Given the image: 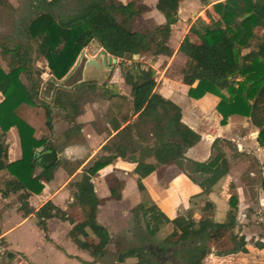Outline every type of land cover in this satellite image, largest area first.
<instances>
[{
  "label": "trees",
  "instance_id": "16d2710c",
  "mask_svg": "<svg viewBox=\"0 0 264 264\" xmlns=\"http://www.w3.org/2000/svg\"><path fill=\"white\" fill-rule=\"evenodd\" d=\"M181 1L157 0L155 9L163 16L164 23L142 31L136 27L148 7L135 0H29L27 17L17 24L16 30L19 38H25L27 42L18 41L8 46L0 41V52L6 56L9 68L5 73L0 67L3 96L0 101V171L6 170L13 178L2 194L22 192L20 197L25 200L42 192V181L53 179L60 160L52 144L45 138H36L34 129L16 113V109L21 105L41 108L48 131L52 130L56 115L79 129L75 124L81 114V96L78 94L93 92L95 87V83H79L81 78L73 79L74 75L80 74L73 66L81 51L95 42L107 54L130 62L129 66L122 67V77L131 97L129 116L134 119L129 121V116L124 117L123 123H128L120 129L121 123L114 117L109 118L112 129L118 132L109 144L101 147L104 154L83 169L79 181L71 184L75 189L74 203L80 207L84 220L74 224L64 211L47 201L34 212L38 226L45 234L47 220L57 218L73 224L69 236L79 248L88 249L87 242L80 237H92L97 240L95 253L105 249L110 237L96 220L98 206L103 200L97 197L91 180L116 158L136 164L134 174L141 192L144 190L141 180L159 165L176 166L205 195L227 175L229 164L218 147L219 140L212 144L216 154L210 161L198 163L185 157L186 150L197 144L200 136L181 121V109L176 104L155 92V70L151 66L144 68L133 59L134 55H149L153 63L157 56L171 55L168 40L171 26L178 20ZM211 8L218 19L208 15L209 23H206L197 18L189 27V33L198 43L184 36L178 46V51L187 59L183 73H198L196 86L189 88L187 95L195 100L205 94L218 97L216 111L221 116V125H225L230 116L250 117L258 128L256 141L264 149V0H224L212 4ZM32 41L36 43V57L46 62L50 75L46 82L40 77L42 70L35 69L32 64ZM21 75H25L27 85L22 82ZM69 94L73 96L69 98ZM11 128L17 131L21 158L9 163L5 135ZM224 144L229 145V142L224 141ZM147 158H153L155 163L145 162ZM36 168H40L38 178L33 177ZM262 168L260 188L264 195V162ZM118 188V183L109 187L110 198L120 199ZM26 204L24 202L21 207L24 214H29L32 211ZM209 204L206 202L205 206ZM229 205L234 210L229 212L224 227L232 230L236 225V196L229 198ZM136 209L141 210L145 229L150 235L170 222L154 205ZM172 223L174 232L163 240V244L174 246L178 243L181 246V264H202L208 254L202 240L222 226L182 215L174 218ZM256 244L259 248L264 246ZM245 245L244 238L235 233L231 249L221 253H246ZM5 254L9 259L13 258L12 253L6 251ZM133 257L138 258L139 264H154L143 249L122 252L117 260L122 262Z\"/></svg>",
  "mask_w": 264,
  "mask_h": 264
},
{
  "label": "crops",
  "instance_id": "0c3cea01",
  "mask_svg": "<svg viewBox=\"0 0 264 264\" xmlns=\"http://www.w3.org/2000/svg\"><path fill=\"white\" fill-rule=\"evenodd\" d=\"M10 1L0 0V5L9 4ZM221 1L224 0L205 1V4L200 5V15L205 13L214 19H218L219 17L213 12L211 6ZM185 2L187 1L182 0L180 2L178 20L171 26V34L168 40V46L172 51L171 55L157 56L155 62H153L155 66L152 64L148 66H151L155 70V75L158 76V78H155V92L164 99L176 104L181 109V121L200 136L199 142L186 150L185 157L194 162L206 163L215 156L212 144L215 140H219L218 147L221 148L226 156L229 171L225 177L211 188L209 194L205 195L201 194L202 190L200 187L176 166L171 164L159 165L156 166L154 172L141 180L144 188L141 192L137 188V176L134 174L136 164L122 158H116L111 164L101 169L97 176L91 180L97 197L103 200V203L98 206L96 220L97 218L101 220V223L98 220L97 223L109 231L111 239L110 230L107 227L110 220L112 219L111 221L113 222L116 218L125 216L127 210H130L133 206H143L145 208L143 198L146 197L150 205H154L169 219L170 222L164 224L165 228L173 227V231L169 235L174 232L172 223L174 218L180 215L190 216L196 220L203 219L222 226L208 239L202 240L203 247L206 241L211 245L210 249H207L208 256L206 255L203 258L202 264H264V246L259 248L256 243L251 242V239L255 236L254 242L258 241L264 244V238L258 237L255 232L260 230L259 225H254L253 223L256 220L255 215H257V220L262 222L260 217H262L261 212L264 213V195L258 186L256 189L254 188L255 193H251L254 197L250 196V189L243 182V177L241 178L243 173L240 170V165H238L243 152L251 154L257 171L249 172L248 174L250 176H259V178L263 177L264 149L256 141L258 128L254 126L250 117H242L243 122L234 124L232 122L233 118L240 116H230L227 123L221 125V116L216 111L219 99L214 95L205 94L197 100L189 98L187 92L189 88L196 86L198 73L181 74V76H176L175 78L163 76L173 62L177 60L187 61L186 57L178 51L179 43L184 36H188L191 42L198 43L197 38L189 33V27L198 17L197 15H192L199 4L192 3V6L188 4L186 6ZM9 5L12 6L11 4ZM189 18H191V21L188 22ZM163 23L164 19H161L158 25ZM256 31L260 34L262 33L260 29ZM164 61L166 65L162 70L160 69V63ZM114 66L109 79L111 77L114 78L116 71L119 70L118 66ZM0 67L3 72H9L1 52ZM113 82L111 84L112 86H117L118 96L115 95L108 101V104L112 102V108L107 112L108 122L104 126L101 127L95 124L96 117L93 112L88 110L82 111L80 116L75 119V124L79 125V129L73 127V124L68 125V127L61 125L60 135L63 134L65 140L63 150L57 154L58 157L61 156V159L57 157L61 165L55 170L53 179L50 182L42 181L44 188L40 194H32L26 200L20 197L22 192L2 194L10 186L13 178L6 170L0 171V246L4 252L7 251L13 254L14 261L18 262L20 259L24 264H101L98 259L104 250L95 253L97 251V240L92 237H80L82 241L87 242L88 249L79 248L69 236L73 224L68 221H61L57 218L47 220V234L39 228L37 221V227L34 228L42 233L39 237L40 240H37V238L35 240L33 235L29 236V232L21 227L29 223L32 218L36 219L34 212L47 201H51L56 207L64 211L74 224L84 220L80 207L74 203L73 192H75V189L71 184L79 181L83 169L87 168L95 158L104 154L101 151V147L109 144L118 132L112 129L110 124L112 120L110 121L109 118L114 117L118 120L121 123L120 129L128 123H123V119H120V103H115L116 100L120 99L118 97H123L126 98L124 101L129 103L131 107L130 92L125 95L121 91L123 86L127 87L123 82L122 71L121 73L119 72V77ZM183 96L189 98L191 100L190 103L183 101ZM2 99L3 96L0 92V101ZM182 101L188 104L186 109L182 107ZM33 108L35 109L25 112L29 118L38 116L36 111L40 108ZM18 115L27 124L32 125L19 113ZM129 119L131 121L134 117L131 116ZM42 121L44 128H40L38 133L33 128L34 135L36 138H45L53 143L54 139L58 138L54 133L55 127L51 131L46 129L44 113ZM69 129L74 130L75 138L71 137L73 132H68L67 130ZM224 141L229 142L235 149L233 157H230L227 153L229 146L224 144ZM5 144L7 145V162L11 163L19 160L21 158V148L15 128H11L6 133ZM145 162L155 163L153 158H147ZM39 172L40 168H36L33 177L38 178ZM116 183L119 185V200L110 198L109 187ZM232 195L237 197L235 233L244 238L247 252L222 254L221 252L232 247L231 231L234 228L229 230L224 227L227 223L229 212L234 210L229 205V198ZM24 202L27 203L26 206L32 211L29 214H24L22 210L21 206ZM206 202L210 204L205 206ZM251 205H255L257 208L255 215H250L249 208ZM14 214L19 219L15 224L11 221V217ZM10 235H13L12 242L9 238ZM216 250L220 252L215 253L214 251Z\"/></svg>",
  "mask_w": 264,
  "mask_h": 264
},
{
  "label": "rangeland",
  "instance_id": "374dc122",
  "mask_svg": "<svg viewBox=\"0 0 264 264\" xmlns=\"http://www.w3.org/2000/svg\"><path fill=\"white\" fill-rule=\"evenodd\" d=\"M121 1L125 2V1H130V0H121ZM135 1L140 2V3H142L148 7V10L142 15L141 19L138 20L137 27H136L138 30L145 31L147 29H151L152 27L157 26L160 23L161 19H164L163 16L160 15L155 10V3L157 0H135ZM186 1H187V2H185L186 6H187V4L189 6H192V3L199 4L196 8L195 13H193L192 16L197 15L198 17H196V19L200 18L204 22L209 23V20H208L209 14L203 13L200 15V13H199L201 10L200 5L203 4L202 3L203 1L207 2V0H186ZM28 2H29V0H11L9 4H11L13 7L10 6L8 3H6L5 5H0V41L1 42L3 41L8 46H12L14 43H16L18 41H21L22 43L27 42L25 38H19V36L16 34V30H18L17 24H19L22 20H24L27 17ZM208 3H209V1H208ZM182 9H183V5H182ZM189 21H191V18H189L188 22ZM30 48H31L30 52H31V60H32L33 66L35 67V69L42 70V73L40 76L41 79L45 82L48 81V79L50 78V75H49V71L46 69V62L44 60L36 57V55L38 53L36 51V43L34 41L30 42ZM101 50H103V49H101L95 42H91L83 50V51H85V55H83L81 57L79 63L76 65V69L80 70V74L74 75L73 79L81 78V80H82L84 63L89 58L93 59ZM2 58L4 61L7 60L5 55H2ZM77 59H78V57H77ZM155 60L156 59L154 58V62H155ZM135 61L140 62L141 66L144 68L150 64L155 66V64L151 62V58L149 55L140 56ZM126 65L129 66L130 62L129 61H121L118 59V64L115 65L114 67L118 66L119 70L116 71L114 78L111 77L109 80H106L104 84H101L99 82H93V83H95V87H94L93 92L84 93L81 91L78 94L81 96V101L79 104L80 111L82 112L84 110H88V111L93 112L94 116L96 117L95 124H97L98 126L102 127V126H104V124L106 122H108L107 121L108 120L107 112L112 108V106H111L112 102H110V104H108V101L112 97H114L115 95L118 96L117 95V93H118L117 86L116 87L112 86L111 83H114L113 81H115L117 79V77H119V72L121 73L122 67H124ZM165 65H166L165 61L161 62L160 63V69L164 68ZM185 67H186V62H182L180 60H177L176 62H173L169 66V68L164 72L163 76L164 77H172V78H175L176 76H181V74H184L183 70L185 69ZM155 78H158V76L155 75ZM21 80L24 84L27 85V80H26L25 75H21ZM72 82L73 81L69 82L68 84H71ZM42 90L45 91L46 89L45 88L43 89V87H42ZM121 91L125 95L129 94V88L128 87L123 86ZM72 96H73L72 94L68 95L69 98H71ZM118 98H120V99L116 100V98H115L116 102H115V100H114V102L117 104L120 103V106H119L120 107V109H119L120 119H123L124 117L128 118V116L130 115L131 107H130L129 103L124 101V99H126V98H124V99L122 97H118ZM182 99L186 103H190V101H191L186 96H183ZM183 101H182L181 105L183 108L186 109L188 104H186ZM31 109H35V108H33L32 106H28V105H21L16 109V113L17 114L19 113L24 119L28 120L32 124L30 126L31 127L33 126L32 128H34L36 133H38L40 128H44L43 121H42L43 120V113H42V110L40 108L38 111H36V113H38V116H32L31 118H29L25 114V112H27ZM56 113L58 114V112H56ZM129 118H130V116H129ZM243 121L244 120L242 117H235L232 120V122L234 124H237V123H240ZM52 125H53V127H55L54 133L58 138L54 139L53 143H51V142L50 143L52 144L54 150L56 151V156L58 157L57 154L63 150V148H64L63 145L65 142L63 134L60 135L61 129H62L61 125H65L66 127H68V125H70V124L66 123L62 118H60L58 115H56L55 118L53 119ZM67 131L73 132L74 130L69 129ZM75 136H76V134L73 132V135L71 137L75 138ZM228 146H229V151L227 153L230 155V157H233L234 156L233 151L235 149H233L231 144H229ZM215 154L216 153H214V155ZM58 158L61 159V156H59ZM60 165H61V163H60ZM238 165H240V170L243 173L241 178L243 177L242 180L248 186V189H250V196L253 198L254 195L251 193H255L254 188L256 189L258 186L260 188L261 178H259V176H252V175L250 176V174H248L249 172H254V171L256 172L257 171V168L255 167V163L252 159L251 154H247L246 152H243L242 158H240ZM143 200H144L143 202H144L145 207L151 206L146 197H144ZM136 207L137 206H133V208H131L130 210H127L125 216L118 217L113 222L111 221L112 219L110 220L107 227L110 230L111 239H110L107 247L100 254V258L98 259L99 263H101V264H119L121 262L117 261L118 255L120 253L128 251L130 249H134V250L143 249L145 253L149 254L150 259L153 261L154 259L151 256L150 252L148 251L147 247L150 245L157 246L159 248L166 246V244H163V240L169 235L170 232L173 231V227L165 228V225H162L158 228V230L155 232L154 235H150L145 229V223H144V219L141 216V210L136 209ZM249 209L251 212L250 215H253V214L255 215V212L257 211L256 206L251 205ZM255 216H256V218H255L256 220L253 223H254V225L255 224L259 225V227H260V230L255 231L256 235L260 238H264V213L261 212L262 217H260V218H262V222L257 220V215H255ZM249 218L251 219L250 216H249ZM18 220L19 219L17 218V216L15 214L11 217V221L13 224H15ZM97 220L101 223L100 219L97 218ZM36 222H37V219L32 218L29 223H27L25 226H22L21 228L27 230L29 232L28 233L29 236L33 235L35 240H36V238H37V240L38 239L40 240L39 237H40V234H42V233L35 229L37 227ZM231 232H232V235L235 234V228ZM107 233L109 234L108 230H107ZM12 237H13V235L9 236L11 242H12ZM254 237L251 239V242L254 244L259 243L258 241H255V242L253 241ZM13 244H15V243L13 242ZM171 246L174 247L175 249H178L180 247V245H178V243L174 246L173 245H171ZM204 247L209 250L211 245L209 244L208 241H206V243L204 244ZM214 252L218 253L220 251L216 250ZM4 253H5L4 250H2V248L0 246V264H24L22 262V260H20V259L18 262L14 261V258L9 259L8 256ZM128 261H130V262H128ZM124 262L126 264H129V263L130 264H139L138 258H126L122 263H124Z\"/></svg>",
  "mask_w": 264,
  "mask_h": 264
},
{
  "label": "water",
  "instance_id": "95a60500",
  "mask_svg": "<svg viewBox=\"0 0 264 264\" xmlns=\"http://www.w3.org/2000/svg\"><path fill=\"white\" fill-rule=\"evenodd\" d=\"M83 55H85V51L82 50L73 68L76 67ZM138 57V55H134L133 59L136 60ZM116 64L117 58L109 54L107 55L104 50L99 51V53L93 59L89 58L84 63L82 73L83 78L80 83L99 82L101 84H104L105 81L110 77L112 67ZM38 150H41V148H39Z\"/></svg>",
  "mask_w": 264,
  "mask_h": 264
},
{
  "label": "flooded vegetation",
  "instance_id": "af4514ba",
  "mask_svg": "<svg viewBox=\"0 0 264 264\" xmlns=\"http://www.w3.org/2000/svg\"><path fill=\"white\" fill-rule=\"evenodd\" d=\"M180 248V249H179ZM175 249L172 246H163L159 248L157 246H148L147 249L153 257L154 264H181V246Z\"/></svg>",
  "mask_w": 264,
  "mask_h": 264
}]
</instances>
